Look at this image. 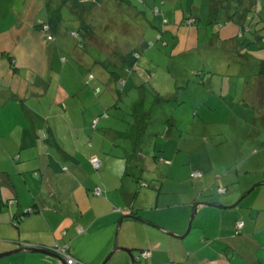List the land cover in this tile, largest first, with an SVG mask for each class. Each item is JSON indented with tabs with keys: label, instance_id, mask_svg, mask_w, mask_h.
Instances as JSON below:
<instances>
[{
	"label": "crops",
	"instance_id": "crops-1",
	"mask_svg": "<svg viewBox=\"0 0 264 264\" xmlns=\"http://www.w3.org/2000/svg\"><path fill=\"white\" fill-rule=\"evenodd\" d=\"M80 2L0 0V255L26 246L49 250L59 244L68 246L81 264H103L117 241L135 255L150 251L148 264L206 263L230 256L218 240L234 238L238 243L257 240L259 245L233 264H264V93L259 94L255 76L263 70L264 57L250 55L256 45L242 44L241 29L229 18L222 26L224 32L206 51L226 55L212 67V75L233 77L231 85L239 79L237 94L225 95L221 90L212 96L215 80L204 81L206 110L192 105L186 114L192 124L196 121V131L173 120L162 133L149 135L146 125L139 123L130 150V144L124 143L130 123L112 120L95 100L98 96H75L65 87L69 67H64L63 58L57 74L43 55L49 43L50 30L43 27L47 18L60 6L61 13L68 7L78 14L79 8L71 7ZM109 2L101 0L102 5ZM31 7L37 14L29 15ZM144 57L137 53L135 66L151 71L154 66ZM138 73L130 76L140 88L145 77ZM53 83L57 88L50 96ZM140 98L144 101L146 96ZM211 99L214 103L209 104ZM194 135L202 136L208 149H221L222 157L209 154L195 160L194 149L201 144ZM147 137L156 138V147L162 140L163 152H155L154 162L142 156ZM92 157L102 161L98 172L90 163ZM197 172L201 180L193 177ZM97 187L102 190L100 197L94 196ZM219 188L226 193L219 194ZM193 215V221L199 220L191 226L190 232L196 229L192 240L170 235L184 236ZM238 221L244 222L240 233ZM228 244L234 255L240 254L232 241ZM232 256L226 264H231ZM0 264L63 263L49 254L22 252L1 259ZM109 264H130V259L118 252Z\"/></svg>",
	"mask_w": 264,
	"mask_h": 264
},
{
	"label": "rangeland",
	"instance_id": "rangeland-1",
	"mask_svg": "<svg viewBox=\"0 0 264 264\" xmlns=\"http://www.w3.org/2000/svg\"><path fill=\"white\" fill-rule=\"evenodd\" d=\"M163 1L169 4L164 6ZM214 1L218 2L217 0H110L109 3L102 5L101 0L98 2L87 0L89 4L83 0L71 7L74 10L79 8V15L73 13L68 7L62 10L63 20L55 34L49 32V43L45 45L43 55H47L57 74L62 70L61 59H65L64 67H69L64 75L65 87L68 90L72 89L75 96H92L93 98L98 96L95 100H100L112 120L120 125L126 121L130 123L124 139V143L130 144V150L135 146L132 142H135L139 123L146 125L149 135H153L154 131L162 133L173 120L175 125L180 126L182 123L188 128L192 126L196 131V121L192 124L193 121L187 119L186 114L187 108L206 110L204 101L207 96L205 91L207 87H204L203 82L207 84L211 78L215 80L212 83L211 92H214L212 96L221 90L225 95L234 96L237 94L235 84L237 86L239 80L235 78L231 85L233 77H223L222 74L220 77L213 76L215 69L212 70V67H216L226 55L222 52L210 55L206 48L210 46L211 41L218 39L224 32L222 26L228 19L232 17L238 20L240 11L245 9L240 0H219L218 3ZM254 2H257L259 6L264 5V0H254ZM126 5L129 12L125 10ZM42 6L47 8L46 4ZM235 8L238 11L237 14ZM208 10H212L216 18ZM30 14H37V10L31 7ZM82 24L87 27L86 32L80 28ZM72 33H76L77 37H74ZM86 33H90V36ZM247 33V28L241 29L240 37L242 44L249 45L244 41L251 42L250 39L253 36L249 37ZM251 40L253 42V39ZM144 42L148 45L144 46ZM252 50L256 49L252 48ZM46 51L48 53H45ZM130 51H138L145 56L144 59L154 66L151 71L144 70L140 66H135L131 71L119 69L120 55ZM242 54H246V51ZM250 55L257 59L264 57L260 51L252 52ZM138 71H141L145 77L140 88L136 87L132 81L134 75H139ZM116 73L121 75V80L117 81L114 77ZM131 73L134 75L130 76ZM57 74L55 79L58 78ZM91 75L94 77L93 80H90ZM88 79L90 84H87ZM123 80L126 81L125 85ZM165 83L168 84L164 85ZM56 88L57 85L53 83L50 96H54ZM96 89H98L97 94ZM104 96L105 103L102 100ZM141 96H146L144 101H141L143 98H140ZM152 96H169L170 99L161 100V97ZM138 101L141 102L138 103ZM231 102L236 104L235 101ZM212 103L214 102L211 99L209 104ZM235 108L232 106L233 110ZM217 111L220 110L217 109ZM197 135H194V138H198L197 141L201 147L194 149L195 160L201 161L209 154L216 158L222 157L221 149H208L202 141V136L197 137ZM184 136L183 134L182 137ZM155 139V137H147L142 147V156L150 162L155 161V152L158 155L163 152L160 147L162 140L158 139L156 147ZM150 149L153 152L149 153ZM133 153L136 156L141 154ZM198 220L197 218L193 221V227ZM191 231L187 238L185 237L186 239L192 240L195 237L196 229ZM218 241L224 242L226 255H233L234 260L231 264L242 259L244 255L255 252L259 245L257 240L252 243L245 239L238 243V240L234 238L231 240L223 238ZM229 241H232L241 251L239 255L233 254ZM230 256L211 259V262L206 263H195L190 260L187 264H226L230 261L228 260ZM202 259L206 261V258Z\"/></svg>",
	"mask_w": 264,
	"mask_h": 264
},
{
	"label": "trees",
	"instance_id": "trees-1",
	"mask_svg": "<svg viewBox=\"0 0 264 264\" xmlns=\"http://www.w3.org/2000/svg\"><path fill=\"white\" fill-rule=\"evenodd\" d=\"M247 1V2H246ZM240 0V3H242L243 5V9L240 11L239 15H238V20H236L235 18L232 19V17L230 18L231 21L235 22L240 29H244L247 28L248 29V33L246 35H248L249 37L252 35L253 38V42L250 39L251 42L249 41H244V43L247 42V44H255L256 45V52L260 51L261 53L264 54V5L259 6L257 4V2H254V0ZM235 12L236 14L238 13L237 9L235 8ZM63 18H62V13H61V6L58 7V9L56 11H54L50 17L48 18L47 22L44 23V28H48V30H50V32H56L58 29V26L60 25V23L62 22ZM229 21V20H228ZM83 32H86V26H84L82 24V27H80ZM241 32V31H240ZM55 34V33H54ZM54 34H52L54 36ZM74 35L77 36L76 33H73ZM87 36H90V33H86ZM245 37V36H244ZM85 38V35H84ZM255 39V40H254ZM262 39V40H261ZM260 40V41H258ZM144 46L148 45L146 44V42L143 43ZM140 54L138 51H130L129 53L126 54H121V64L119 65V69H128V71H131L132 69H134L136 63H137V59H136V54ZM262 66H263V70H264V59L261 60ZM263 70H259L257 72V74L255 75L256 77H258L259 79V85H258V89H259V94L264 93V71ZM253 76V77H255ZM117 81L121 80L122 77L121 75H119V73H116L114 76ZM95 93H98V89L95 91ZM245 105L252 107L253 104L250 102H246L245 101ZM138 110V108H137ZM242 230V229H241ZM238 231V233L241 232ZM260 264V263H258Z\"/></svg>",
	"mask_w": 264,
	"mask_h": 264
},
{
	"label": "built area",
	"instance_id": "built-area-1",
	"mask_svg": "<svg viewBox=\"0 0 264 264\" xmlns=\"http://www.w3.org/2000/svg\"><path fill=\"white\" fill-rule=\"evenodd\" d=\"M63 61L65 59L63 58ZM95 125V124H94ZM90 163L92 167L95 169V171H100L102 168V161L98 157H92L90 160ZM64 170H67V168H64ZM193 177L196 179L201 180L202 179V174L197 172L193 174ZM218 192L220 194H225L226 190L225 189H218ZM102 195V190L101 188L97 187L94 189V196L95 197H100ZM244 227V222L243 221H238L236 223V228L238 231H240ZM49 251L59 257H61L64 260L65 264H81L80 261L74 259L70 253L68 252V246H60L59 244H56L53 248H50ZM140 258L143 262L148 264V260L152 257V253L150 251H141L139 253Z\"/></svg>",
	"mask_w": 264,
	"mask_h": 264
},
{
	"label": "water",
	"instance_id": "water-1",
	"mask_svg": "<svg viewBox=\"0 0 264 264\" xmlns=\"http://www.w3.org/2000/svg\"><path fill=\"white\" fill-rule=\"evenodd\" d=\"M239 203L240 202H238L234 207L238 206ZM204 205H207V206H216V207H219V208H227V207H225L223 205H216V204H208V203H205ZM194 215L192 216V218L190 220L188 230H187V232L185 233L184 236H175L173 234H170V235L172 237H175V238H178V239H184L189 234V232H190V229H191V226H192V222H193V219H194ZM129 218H133L134 219L133 216H129ZM22 252H29V253H36V254H49L51 256H54V257L58 258L63 264H65L64 263V260L61 257H59V256L51 253L49 250L36 248L34 246H26L25 248L20 249V250H17L15 252L8 253V254H2V255H0V260L3 259V258L9 257L11 255L18 254V253H22ZM118 252L125 253L129 257V259H130V264H147V263H145V262H143L141 260L140 255H135L134 252L131 249L119 247L117 241L115 243V248H114L113 252L108 256V258L103 262V264H109V262L112 260V258Z\"/></svg>",
	"mask_w": 264,
	"mask_h": 264
}]
</instances>
